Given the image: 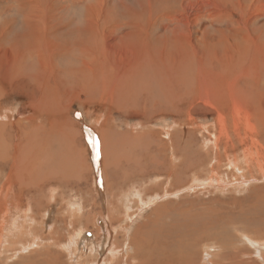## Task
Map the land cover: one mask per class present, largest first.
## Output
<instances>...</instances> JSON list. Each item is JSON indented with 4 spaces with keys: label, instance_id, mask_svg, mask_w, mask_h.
<instances>
[{
    "label": "rangeland",
    "instance_id": "374dc122",
    "mask_svg": "<svg viewBox=\"0 0 264 264\" xmlns=\"http://www.w3.org/2000/svg\"><path fill=\"white\" fill-rule=\"evenodd\" d=\"M0 30L6 81L15 55L27 74L44 75L30 100L10 91L0 99L9 124L0 135L35 133L18 152L22 182L37 186L33 196L1 197L12 220L1 213L0 264H40L52 253L62 264H148L152 239L203 222L237 255L232 264H264V0H0ZM126 76L134 92L119 84ZM54 117L77 132L72 148ZM97 126L105 145L121 141L102 157ZM169 165L177 170L166 176ZM24 214L45 227L11 233ZM35 231L63 244L45 251ZM29 236L43 245L28 249ZM192 238L182 234V245ZM211 244L193 247V264H220Z\"/></svg>",
    "mask_w": 264,
    "mask_h": 264
},
{
    "label": "bare ground",
    "instance_id": "6f19581e",
    "mask_svg": "<svg viewBox=\"0 0 264 264\" xmlns=\"http://www.w3.org/2000/svg\"><path fill=\"white\" fill-rule=\"evenodd\" d=\"M1 31V30H0ZM2 32V31H1ZM12 59H13V62H11V64H7V65H5L4 67V70H7V73H11L10 75H9V79H8V81H6V75L4 74L3 75V72H2V70H3V65L0 67V99L2 98V96H3V94H5L7 91H10V92H12L13 94H17V95H20V96H23L25 99H31V95H30V90L29 89H33V87H35V89H33L34 91H37L38 89H40V88H37V82L39 83V81L40 80H42V78H43V76L44 75H41V76H39L38 78H37V75H39L38 74V72L36 73V74H34V76L33 75H31V74H27L26 73V71L29 69V67L27 68V69H23V68H21V61H20V59H19V57L18 56H16L15 55V57H12ZM23 59V58H22ZM47 59V58H46ZM154 61V60H153ZM44 62V61H43ZM91 62H93V61H91ZM151 62V61H150ZM157 62V61H156ZM23 63V62H22ZM160 64V63H159ZM108 65V64H107ZM145 65H147L146 67H153L152 66V64H150V65H148V64H145ZM156 67V66H155ZM112 69V68H111ZM131 69V68H130ZM83 71V70H82ZM132 71V70H131ZM91 73V72H90ZM87 74V73H86ZM153 74V73H152ZM27 76H30V77H27ZM72 76V75H71ZM131 77V76H130ZM140 77H143V76H140ZM152 77H153V79L151 78V75H149V76H145L144 75V77L143 78H145V79H148V80H154V81H159V80H162L164 77L161 75V74H159V73H157V72H154V75H152ZM77 79H78V77H76ZM143 78H141V80L143 79ZM27 80H29L30 82H28ZM91 80L92 79H88V77L87 76H85V77H82V84H84V83H87V84H89V85H93L92 84V82H91ZM130 78L128 77V76H126V77H124L123 79H119L118 80V82H119V84L121 85V87H122V89L124 88V89H127V90H131L132 89V83L130 82ZM139 81V79L137 80V82ZM45 82H47V79L45 80ZM123 82H127V83H123ZM141 82V81H140ZM143 82V81H142ZM139 83V82H138ZM144 83V82H143ZM33 84H35V86H33V87H31ZM41 84V83H40ZM148 84V83H147ZM46 85H48V83H46ZM139 85V84H138ZM44 86V85H43ZM144 86V85H143ZM148 86V85H147ZM40 87V86H39ZM134 87V86H133ZM142 87V86H141ZM145 87V86H144ZM144 87H142V88H144ZM41 88H43V87H41ZM47 88H48V86H47ZM83 88H85V87H83ZM148 88V87H147ZM120 89V88H119ZM152 89V88H151ZM134 90L135 89H132V91L134 92ZM47 91V90H46ZM141 91V90H140ZM144 91H147V90H144ZM143 90H142V93H145ZM149 91V90H148ZM42 92V91H41ZM133 92H131V94H132V98L130 97L131 95H129L128 94V96H129V99H132V103H139V102H141L142 104H146V101L144 100V99H139L138 97H137V95L136 94H134ZM152 92H155V91H152ZM180 92V91H179ZM87 95H89L90 96V94L87 92L86 93ZM91 94H93V92H91ZM42 96H43V94H41ZM143 95V94H142ZM144 95H146V94H144ZM148 95V94H147ZM45 97V96H44ZM156 97V96H155ZM3 99V98H2ZM178 100L180 101V97L178 98ZM156 101V100H155ZM150 102V101H149ZM70 103V102H69ZM1 105V104H0ZM144 105H141L140 107H141V109H142V112L143 113H149L148 112V110L146 109V106H144ZM156 105H157V103H156ZM158 106V105H157ZM33 105L31 106V104H29V107H26V108H29V110H32L33 109ZM27 111V110H26ZM33 114L34 115H36V119H38V117H40L39 119H41L43 116H42V110L41 109H39L38 110V112H37V107L33 110ZM33 116V115H32ZM4 118H8V116H6L5 114H3L2 112H1V109H0V119H4ZM21 118V117H20ZM29 118V117H28ZM30 118H31V116H30ZM27 119V118H26ZM53 120H54V122L56 121L57 123H59V126L61 127V128H59L60 129V132L62 133V135H63V139L65 140V141H69L70 143H71V148H72V145H73V141L74 140H72V137L77 133L76 131H75V129H72V130H68L65 126H63L62 124H60V122H59V120L58 119H56L55 117L52 119V122L51 123H53ZM2 121H4V122H1L0 121V132H1V130H3V129H6V127H7V124L8 123H6L5 124V122H6V120H2ZM34 121V120H33ZM47 122V121H46ZM27 123H28V125H30V123H31V120L29 119L28 121H27ZM51 123H49L50 125H49V127H50V131H51V129L53 128V124H51ZM55 125H58V124H55ZM55 125H54V127H55ZM106 125V124H105ZM8 126H9V124H8ZM21 127V126H20ZM19 127V136L17 137L16 136V138H13L12 136H4V135H0V216H1V213H4L5 211V216L2 218V222H3V224H5L6 225V221H8V219H11L12 220V218L8 215H6V213L7 214H9L10 213V211L9 210H7V208H8V205L6 206V205H3V203L1 202V197L2 198H4V197H9V199L10 200H16V199H19L20 197H22L23 196V193L24 192H26V194H28V195H31V191L33 190L34 192H36L37 191V186L36 185H34L33 184V182H32V180L30 179V177H28L29 179H30V181H29V179H28V181L29 182H26V183H23L22 182V179H21V177H22V174L24 173H21V171H23V169H24V171H25V168L27 169V166L26 167H24L22 170H21V162L23 161V152H21V154L18 152V148L20 149V146H21V144H22V147L21 148H23L24 147V145H25V143H28V141H30V140H32L33 141V139H35V138H31V139H29V137H31L30 135H25V134H27L28 132L27 131H25V130H23V129H21ZM41 127V126H40ZM105 127V126H104ZM58 128V127H57ZM95 129H97L98 131H99V133L101 134V137H100V144H99V141H98V143H97V145H100V150H99V152H100V156H101V154L103 155V153L102 152H104L103 150H104V148L106 149V147H109V148H113V147H115L116 148V146H119V145H121V141L120 142H118V141H116L115 143H114V146L112 145V143H113V139H110V141L112 142L110 145H109V143H108V141H107V144L105 145V143H106V141H104L105 139L103 138V132H101V126L100 127H96ZM14 130V129H13ZM36 130V129H35ZM38 130V129H37ZM54 130V129H53ZM113 130V129H112ZM12 131V130H11ZM32 131V130H31ZM42 131H44V129L42 130ZM55 131V130H54ZM53 132V131H52ZM43 133V132H42ZM96 132H94V130L91 132V134H95ZM103 133V134H102ZM3 134V133H2ZM16 134H17V131H16ZM40 134V133H39ZM47 134H48V132H47ZM53 134V136H52V138H55L56 139V137H54V133H52ZM14 135V134H13ZM34 135H35V133H34ZM33 135V136H34ZM58 135H60V134H58ZM32 136V137H33ZM98 136V135H97ZM131 136H133V135H131ZM51 137V136H50ZM49 137V138H50ZM58 138H59V136H57ZM134 137V136H133ZM45 138V137H44ZM48 138V137H47ZM135 138V137H134ZM133 138V139H134ZM52 140V139H51ZM94 140H96V139H94ZM99 140V139H98ZM137 140V139H136ZM35 142V141H34ZM34 142H32V144L34 143ZM49 142H50V140H49ZM94 142V141H93ZM105 142V143H104ZM95 144V143H94ZM96 145V144H95ZM147 145V144H146ZM66 146V145H65ZM152 146H154V145H152ZM175 146V145H174ZM32 147V146H31ZM157 147V146H156ZM178 148V147H177ZM29 149V148H28ZM182 149V148H181ZM31 150V149H30ZM29 150V151H30ZM83 150V149H82ZM23 151V150H22ZM98 151V150H97ZM142 151V150H141ZM175 151V153H178V151H177V149H175L174 150ZM31 152V151H30ZM78 152L79 153H81L82 151H79V149H78ZM28 153V152H27ZM86 153V151L84 150L83 152H82V154H85ZM130 153V152H129ZM33 154V153H32ZM150 154V153H149ZM25 155H26V153H25ZM150 156V155H149ZM187 156V155H186ZM28 157V156H27ZM102 157V156H101ZM100 157V158H101ZM26 157H24V159H25ZM118 159H119V157H117ZM155 158V157H154ZM189 158V157H188ZM30 159V158H29ZM178 159H179V157H178ZM185 159V158H184ZM190 160H191V158H189ZM28 160V159H27ZM31 160V159H30ZM30 160H28V164H30L31 163V161ZM36 160V159H35ZM179 160H182L183 161V159L180 157V159ZM178 160V162H182V161H179ZM25 161V160H24ZM29 161H30V163H29ZM44 161V160H43ZM134 161V160H133ZM166 161V160H165ZM26 162V161H25ZM193 162V161H192ZM24 163V162H23ZM35 163V162H34ZM58 163V162H57ZM154 163V162H153ZM27 163H25V165H26ZM39 164H41V163H39ZM193 164V163H192ZM37 166H38V164H37ZM41 166V165H40ZM142 166V165H141ZM76 167V166H75ZM78 167V166H77ZM80 167V166H79ZM152 167H153V165H152ZM37 168V167H36ZM154 168H155V166H154ZM81 169V168H80ZM79 169V171H78V173H79V175L81 174V170H83V169H81L80 170ZM156 169V168H155ZM163 169H164V172H165V175L166 176H169V175H173L174 174V170H177L176 168H175V166L174 165H169V166H167V167H163ZM27 171H28V169H27ZM37 171V170H36ZM39 171V170H38ZM37 171V172H38ZM77 171V170H76ZM83 171H85V170H83ZM129 171V170H128ZM33 172V171H32ZM133 172V171H132ZM37 174H39V173H37ZM164 174V173H163ZM25 175H27V174H25ZM130 175V174H129ZM31 176V175H30ZM34 176H36L37 177V175H34ZM33 176V177H34ZM38 176H40V175H38ZM44 177V176H43ZM79 178L78 179H80V176H78ZM24 178V177H23ZM35 178V177H34ZM46 178H47V176H46ZM40 180H41V178H39ZM43 179H45V178H43ZM57 180V179H56ZM73 180V179H72ZM34 181H35V179H34ZM38 182H39V180H37ZM47 181V180H46ZM45 182V181H44ZM37 183V182H36ZM46 183H48V182H46ZM67 183V182H66ZM107 183V182H106ZM38 185H39V183H38ZM41 185V184H40ZM44 185V184H43ZM47 185V184H46ZM44 187V186H43ZM46 187V186H45ZM41 188V187H40ZM13 190L15 191V192H13ZM40 191L42 190V189H39ZM5 191H7V193H5ZM43 192V191H42ZM37 193V192H36ZM39 193V192H38ZM104 193V192H103ZM41 194V193H40ZM40 194H36V195H39L40 196ZM42 195V194H41ZM31 196H33V195H31ZM106 196V195H105ZM133 196V195H132ZM125 197H126V195H125ZM128 197V196H127ZM28 199H30V196L29 197H27ZM51 201H52V198H51ZM124 204V203H123ZM130 204V203H129ZM54 205V204H53ZM51 206V205H50ZM31 207V206H30ZM76 206H74V208H75ZM129 207V206H128ZM29 208V207H28ZM30 209V208H29ZM32 209V208H31ZM58 209V208H57ZM48 210H51V209H48ZM25 211H28V210H25ZM52 211V210H51ZM48 212H50V211H48ZM29 214V213H28ZM28 214H24L21 218H20V220H14L13 219V221L10 223V224H8V226H9V229L8 230H10V231H12L11 233H15V234H23V231H25V230H27V231H29V234L30 235H33L32 234V229H36V228H42V227H45V226H42V222H46V220H44L43 219V221H41V222H39V223H34L33 221H35V216L34 215H32V214H30L29 215V217L27 218V215ZM53 214V213H52ZM51 215V214H50ZM49 216V215H48ZM64 217V216H63ZM205 217V216H204ZM55 219V216H53L52 215V218H51V220L52 219ZM48 219H49V217H48ZM205 219H207V218H205ZM197 221V220H196ZM200 221V220H199ZM49 222V227L48 228H52V226L54 225V224H52L50 221H48ZM59 222V221H58ZM80 222V221H79ZM187 224H189V223H186L185 225H187ZM202 224V226H200V225H197V224H194L193 223V227H192V231L191 232H189V233H185L184 231L186 230V229H188L189 227H187V228H185L183 231H177V232H173L174 231V229H175V227H172L171 228V231H166V233H167V235L165 236V238H163V239H152L151 240V242L152 243H156L157 245L155 246V247H153V248H151V249H149L148 251H147V253H146V257H147V262H148V264H193L194 262H195V259L197 258V251H195V248L197 247V246H199L201 243H202V241L203 240H206V242L207 241H209V242H211L213 245H215L219 250H217V251H215V252H217V260H218V262L220 263V264H232V263H235V261H233V260H235L236 258H237V255L236 254H229V252H225V249H224V244H223V242H222V240L224 239V237L220 234V235H216L215 233H213V232H210V231H207L206 232V230L208 229L205 225H206V222H203V223H201ZM4 225V226H5ZM45 225H46V223H45ZM210 225V224H209ZM58 226V225H57ZM199 226H200V228H199ZM4 228H6V227H4ZM50 228V229H51ZM57 227H55V229H56ZM180 229L182 230V227H180ZM6 230V229H5ZM46 230H47V228H46ZM52 230V229H51ZM53 230H54V228H53ZM197 230H202V233H200V232H198L197 233ZM36 232V234H37V236H35V237H40L42 240H43V243H44V247H43V249L44 248H46L45 249V251L46 250H49L50 248L49 247H52V249H53V247H57V246H59L60 244H63L61 241H60V237H56V238H53L52 236L54 235H50V239H49V243H48V245H50V246H48L46 243L47 242H45V236H44V234L42 233V232H40V233H38V231H35ZM49 232V231H48ZM55 232V231H54ZM203 232H205V234H203ZM10 233V232H9ZM51 233H52V231H51ZM55 233H57V232H55ZM196 233L197 234H200L199 236L200 237H196ZM27 234V233H26ZM60 234V233H59ZM184 235V236H186V235H192L193 236V238L192 239H190V241H189V243H190V246H183L182 245V240H181V235ZM230 234V233H229ZM11 235V234H10ZM35 235V234H34ZM45 235H47V234H45ZM232 235V234H231ZM6 237H7V234L5 235ZM12 236V235H11ZM48 236V235H47ZM14 237V236H13ZM30 237V239L29 238H27V239H23L22 240V244H24V245H26L27 246V244H28V249H29V247H32V246H35V248H37V246L36 245H39V247L38 248H40V246H41V244H42V242L40 241V239H38V238H35L34 236V243H35V245L33 244V243H30V241H31V236H29ZM230 237H232V236H230ZM230 237H229V235L227 234V235H225V238L226 239H230ZM199 238V239H198ZM243 238V237H242ZM33 239V238H32ZM62 239V238H61ZM232 239V238H231ZM189 240V239H188ZM202 240V241H201ZM235 240V239H234ZM16 241V243H17V247H18V245L20 244V239L19 240H15ZM70 241V240H69ZM199 241L201 242V243H199ZM235 242V241H234ZM10 243H11V241H10ZM60 243V244H59ZM188 243V242H187ZM72 244H73V242H72ZM211 244V245H212ZM43 245V244H42ZM74 245H75V243H74ZM61 246V245H60ZM16 247V246H15ZM21 247H23L22 245H21ZM41 247V248H42ZM193 247H195V248H193ZM19 248V247H18ZM203 248V247H202ZM20 250H21V248H19ZM26 249V248H25ZM187 249H189V250H187ZM18 250V249H17ZM27 250V249H26ZM53 252V251H52ZM215 255V254H214ZM215 257V256H214ZM242 257V256H241ZM248 256H246V257H243V258H247ZM58 258H59V256H58V254H54V253H52V256L50 257V259H44V261H43V263H40V264H47V263H51L52 262V264H62V262L61 261H58ZM143 257H141V259H142ZM145 258V257H144ZM215 259V258H214ZM138 260H140V259H138ZM57 261V262H56ZM212 261V260H211ZM233 261V262H232ZM213 262H215V261H213ZM27 264V263H26ZM39 264V263H38ZM138 264V263H137ZM141 264H143V263H141ZM144 264H145V261H144ZM213 264V263H212Z\"/></svg>",
    "mask_w": 264,
    "mask_h": 264
}]
</instances>
